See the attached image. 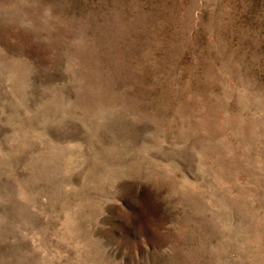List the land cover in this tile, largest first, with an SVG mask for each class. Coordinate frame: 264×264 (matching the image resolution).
I'll return each instance as SVG.
<instances>
[{
  "label": "rangeland",
  "instance_id": "1",
  "mask_svg": "<svg viewBox=\"0 0 264 264\" xmlns=\"http://www.w3.org/2000/svg\"><path fill=\"white\" fill-rule=\"evenodd\" d=\"M0 264H264V0H0Z\"/></svg>",
  "mask_w": 264,
  "mask_h": 264
}]
</instances>
